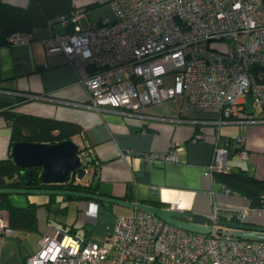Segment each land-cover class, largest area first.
<instances>
[{"label":"built area","instance_id":"1","mask_svg":"<svg viewBox=\"0 0 264 264\" xmlns=\"http://www.w3.org/2000/svg\"><path fill=\"white\" fill-rule=\"evenodd\" d=\"M115 18L82 27L79 13L61 19L74 25L43 39L44 50L63 51L77 70L86 66L82 82L88 91L83 105L115 108L147 119L152 104L182 98L184 106L216 112L210 121L254 122L261 116L246 112L250 97L264 103V0H111ZM29 32L10 35V43L30 42ZM231 41V43H230ZM217 42L218 46L213 44ZM182 121L181 118L158 116ZM203 137V133L198 134ZM216 130L208 173L231 171L227 163L230 137L220 142ZM244 136L235 144L240 155ZM180 148V146H179ZM170 147L164 159H177ZM87 152H80L82 163ZM157 156H160L157 154ZM230 190V189H228ZM264 207L234 208V216L248 220ZM89 218L98 213L91 201ZM210 233L176 226L152 211L138 209L120 215L108 244L83 239L58 228L44 233L40 249L27 264H264V240L239 238L223 227L216 207ZM0 217V235L12 232Z\"/></svg>","mask_w":264,"mask_h":264},{"label":"crops","instance_id":"2","mask_svg":"<svg viewBox=\"0 0 264 264\" xmlns=\"http://www.w3.org/2000/svg\"><path fill=\"white\" fill-rule=\"evenodd\" d=\"M4 1L23 7L29 3V0ZM73 4L82 27L115 18L111 0H73ZM71 29H74L72 23L54 19L29 32L30 42L0 45V159L12 156L13 130L12 122L1 110L14 109L80 125L81 129L72 139L79 145V154L87 152L86 164L81 166L91 179L83 181L86 175L79 179L75 171L72 177L75 182L96 185L97 193L154 205L167 202L169 205H160L174 204L188 214L197 212L210 216L217 207L221 218L227 220L233 216L234 208L251 205L245 196L218 181L215 173L211 176L208 164L213 157L217 130L220 142L225 137L231 139L227 154L231 170H243L264 179V121L218 124L210 121L217 117L216 112L184 106L182 98L150 105L148 113L155 116L150 120L129 115L119 108L97 109L83 105L82 102L88 99V91L82 82L87 73L86 66L77 70L63 51H45L43 45L45 37ZM245 106L246 112L256 116L264 112V103L257 104L250 97ZM199 133L204 136L199 137ZM238 135L244 136L246 157L240 155L235 144ZM170 147H177L178 158L175 160L161 157ZM39 194L43 193H10L15 205L27 207L33 201L41 205L37 209L35 228H14L9 224L13 231L0 235V264H27V258L40 249L42 235L58 228L69 231L73 227L77 234L83 231V236L78 234L83 239L108 244L107 236L113 232L117 218L138 210L117 202L53 194L56 196L54 203L58 195L77 201V217L61 227L51 223L50 213L46 215L48 207L44 203L50 201L52 194ZM91 201L98 203V213L89 218L86 210ZM68 208L69 204L57 210L67 211ZM48 209L51 210L52 205ZM6 214L0 209V217ZM248 221L264 225V211L252 214Z\"/></svg>","mask_w":264,"mask_h":264},{"label":"trees","instance_id":"3","mask_svg":"<svg viewBox=\"0 0 264 264\" xmlns=\"http://www.w3.org/2000/svg\"><path fill=\"white\" fill-rule=\"evenodd\" d=\"M74 10L73 0H29L28 5L24 7L0 0V45L10 44L9 37L14 32H32L35 27L50 23L56 18L70 15ZM1 111L12 122V145L16 140L58 142L72 138L73 134L81 129L79 124L63 119L32 115L14 109ZM20 171L21 167L16 164L11 155L0 159V187L24 186L25 179ZM215 178L229 187L231 191L245 196L252 206L264 207V179L255 177L243 170L217 171L215 172ZM39 187L98 192L96 185L75 182V177L63 183H44L40 181ZM69 197L74 198L75 196L71 195ZM55 198V195H50V201L45 202L44 205L50 208L55 202ZM157 203L158 205H169V203H163L162 201ZM40 205L33 201L27 207L18 206L12 203L10 193L0 192V209L7 213L3 216L9 220V224L14 228H35L37 226V209ZM65 208L61 207L60 209L65 210ZM221 219L227 220L220 216ZM228 220L251 223L248 220H239L234 214ZM69 231L77 233V230L73 227L69 228Z\"/></svg>","mask_w":264,"mask_h":264},{"label":"water","instance_id":"4","mask_svg":"<svg viewBox=\"0 0 264 264\" xmlns=\"http://www.w3.org/2000/svg\"><path fill=\"white\" fill-rule=\"evenodd\" d=\"M12 158L21 167V175L25 179L22 187H0V192L8 193H43L76 195L91 198L97 201L117 202L138 209L152 211L162 219L184 229L210 233L212 218L208 215L178 209L176 205L161 206L136 200H127L111 195L92 193L77 189L39 187V182L63 183L71 179L73 172L81 179L86 175V169L81 166L79 145L72 139L58 142H36L32 140H16L12 145ZM28 186H27V185ZM33 184L32 186H30ZM224 233H231L239 238L264 240V225L219 220Z\"/></svg>","mask_w":264,"mask_h":264},{"label":"rangeland","instance_id":"5","mask_svg":"<svg viewBox=\"0 0 264 264\" xmlns=\"http://www.w3.org/2000/svg\"><path fill=\"white\" fill-rule=\"evenodd\" d=\"M230 43H231V41H230ZM213 44H215L217 46L219 45V44H217V42H213ZM256 106H258V105H256ZM75 139H78L77 136H75ZM90 179H91V175L87 174L82 180L88 181ZM41 195L44 196L43 194H39V196H41ZM32 196L35 197L37 195L32 194ZM38 198H40V197H38ZM67 204H69V208L67 211L57 210L60 206H65ZM47 213H50L49 215L51 218V220H50L51 223L57 224L61 227H64V223H71L72 220H75V218L77 217V213H78L77 201L76 200H68V199L66 200L64 196L58 195L57 196V202L52 204V209L49 210L48 208H46V215H47ZM54 232H55V230L52 233H54ZM78 234L81 236L84 235L82 230L78 231Z\"/></svg>","mask_w":264,"mask_h":264},{"label":"flooded vegetation","instance_id":"6","mask_svg":"<svg viewBox=\"0 0 264 264\" xmlns=\"http://www.w3.org/2000/svg\"><path fill=\"white\" fill-rule=\"evenodd\" d=\"M27 185V184H26ZM33 184H31L30 186H32ZM28 186V185H27Z\"/></svg>","mask_w":264,"mask_h":264}]
</instances>
